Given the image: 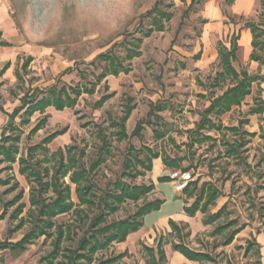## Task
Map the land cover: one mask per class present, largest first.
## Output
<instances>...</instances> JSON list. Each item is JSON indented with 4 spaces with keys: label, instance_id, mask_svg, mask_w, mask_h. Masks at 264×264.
Wrapping results in <instances>:
<instances>
[{
    "label": "rangeland",
    "instance_id": "1",
    "mask_svg": "<svg viewBox=\"0 0 264 264\" xmlns=\"http://www.w3.org/2000/svg\"><path fill=\"white\" fill-rule=\"evenodd\" d=\"M2 1L6 8V20L5 25H0V41L10 42L13 47L0 49V70L7 62H11V68L0 77V138L8 121L5 112L11 113L19 106L20 98L30 89H47L55 85L61 87L64 84L88 87L90 82L96 81L95 76L102 72L106 64L101 55L111 53L124 59L126 44L133 38L142 37L143 25L149 27L144 15L154 8L158 0ZM234 1L228 0L226 4L222 0H198L193 10L184 17L191 0H174L171 9L174 17L166 31L145 38L141 46L143 55L130 63L125 62L131 68L129 74L108 76L97 84L93 95L84 93L75 108L61 112L48 108L42 115L36 113L29 125L17 131L21 136L17 158H28V161L24 165L18 161L12 165L6 162L0 164V180L8 182V185H0V215L4 211L7 213L5 219L0 221V242L19 241L35 224L29 217L33 181L21 173L22 167L32 165L35 170L51 167L59 150L65 153L68 147H75L80 164L89 170L100 146L97 130L102 127L111 140L112 154L97 172L90 175L96 185V197L115 193L112 184L116 181L131 186L153 184L155 187L137 202L127 199L116 204L119 210L108 214L105 224L132 219L139 208L146 204L162 199L166 202L159 211L145 217V227L130 234L126 242L116 243L109 250L99 253L97 258L125 253L118 264H147L149 256L145 247L157 248L161 241L167 253V264L186 262L173 249V245L180 242L192 250L212 255L219 264H259L255 250L246 253L248 243L257 240L262 244L261 262L264 264V115H248L250 107L254 105L257 84L254 85L253 95L246 98L241 107L215 119L216 123H222L225 127H238L242 120H249V124L242 127L241 131L247 130L256 135L249 137L250 143L240 148L237 154L229 153L227 144L240 143L239 135L214 130H205L201 136L191 133L197 129L200 114L210 105V100L231 86L230 83L221 88H213L211 85L221 71L218 43L222 41L228 44L229 37L243 25L241 17L233 19L231 14L230 6ZM169 3L170 0H165L163 7ZM217 8L235 20L236 25L217 26V21L212 19ZM260 12L261 6L256 0L254 9L244 17V21L257 23ZM200 51L202 55L198 59L196 56ZM29 57L32 61L26 70H22ZM246 65L249 68L250 64L241 55L235 67L241 71ZM250 71L257 74L255 68H250ZM17 72L24 76V83L18 81ZM112 93L115 96L103 108H95V103L101 97ZM127 104L135 108L126 125L129 135L139 121L148 118L152 108L157 117H152L150 124H144L141 138L131 136L127 140L118 141L112 135L115 131L109 126L112 120H119L123 116ZM158 106L166 109L158 111ZM45 115H48L46 127L35 135H29ZM20 120L16 119L17 125ZM62 130L65 133L47 146V152L39 151L34 158L27 157L30 147ZM156 131L163 132L165 136L158 139ZM205 136L211 139L202 143L196 141ZM130 147L135 148L134 155L146 165L134 160L132 170L125 169ZM144 148L162 156L153 160L152 171L146 167L149 162ZM81 151L85 152V157H80ZM165 156L183 158L184 161L180 168L168 169L162 160ZM35 162L40 164L35 165ZM185 169L194 174L199 188L208 183L219 190L218 199L206 214L187 216L183 200L190 205L194 198L184 192L181 193L183 199L180 198L175 181L159 180L163 177H158L162 170L161 175L170 176L174 171ZM127 172L130 177L124 176ZM65 182L70 184L73 202L78 205L76 186L70 183L68 177ZM15 184L18 187L6 194ZM20 190L24 191L23 199L12 207H6ZM47 197L51 198L52 194ZM21 203L26 206L23 213L12 219ZM225 205V213L219 221L204 224L209 215ZM81 208L90 218L98 214L95 206ZM178 213H183L187 218V223H177L181 227L180 235L173 232L169 224L157 225L160 219ZM232 220L237 225L230 230L242 225L246 228L236 236L232 245L223 247L221 244L225 235H217L214 231ZM56 222L58 225L73 226L70 239L63 243L64 247L72 249L76 248L83 230L89 227V222L84 225L76 222L72 213L57 217ZM20 223L22 228L16 229ZM51 242L52 238L40 237L19 257L8 251L1 252L0 264H48L45 258L53 250Z\"/></svg>",
    "mask_w": 264,
    "mask_h": 264
},
{
    "label": "trees",
    "instance_id": "2",
    "mask_svg": "<svg viewBox=\"0 0 264 264\" xmlns=\"http://www.w3.org/2000/svg\"><path fill=\"white\" fill-rule=\"evenodd\" d=\"M171 3L165 7V0H158L154 8L147 12L144 16L148 20L149 27L141 31V38H133L126 44V55L124 59L108 53L107 55H101V58L105 61V66L100 74L95 76L96 81L90 82L88 87L84 86H68L66 84L61 87L55 85L47 89H30L20 98V105L10 112H5L8 116L7 124L4 126L1 138H0V164L8 163L10 165L16 163L26 164L28 158L17 156L20 154L19 143L21 140L20 134L17 131L22 126L29 125L31 118L36 114H44L48 108H54L56 111H64L66 109H73L77 106L79 98L84 94L93 95L98 83H101L108 76L118 77L120 74H129L131 68L126 65L125 62H131L135 58H140L143 53L141 46L145 38H150L154 33H162L167 29V25L172 21L174 14L171 9L174 7V0H170ZM198 0H192L191 5L184 13V17L193 10ZM261 6V12L259 15V21L256 23L251 20L243 19V28L250 29L253 41V52L250 56L251 61L264 65V0H258ZM239 37L233 35L230 39V46L227 47L224 43H219V59L221 65V71L217 73L213 80V88H221L228 83L231 84L223 93L210 100V105L201 112V120L197 124V129L191 131L195 136H201L202 132L217 131V132H232L235 135H239L240 143L234 142L233 144H227L228 152L231 154H237L240 148L246 147L249 142V137H254L256 134L250 133L247 130L241 131L242 127L249 124V120L245 119L240 122L238 127H225L222 123H216L215 119H219L221 116L233 111L236 107H241L246 101V98L252 96L254 93V85L257 84V91L253 97L254 105L250 107L248 111L249 116L264 115V100L262 98L263 89L261 87L264 84V75L250 74L247 70L237 71L234 67V62L237 60V53ZM0 46H10L8 43L0 42ZM200 57V54L197 56ZM32 61L29 57L23 64L22 70H26ZM11 64L8 63L4 69L0 72L2 76L6 70L10 68ZM17 79L20 83H24V76L17 72ZM115 96L114 93L104 95L95 103L96 109H101L111 98ZM156 108V107H155ZM134 106L127 104L124 108L123 116L119 120H112L110 123V129H113V137L116 140L123 141L129 139V137H142L144 130V124H150L152 117H157L155 109L152 108L148 114L146 120H141L137 123L134 131L131 135L127 132V122L130 119ZM158 111H164L166 108L158 106ZM20 118V124H16V119ZM48 123V115H45L38 123L31 129L29 135H35L46 127ZM98 136L100 139V146L97 148L96 159L92 161L91 167L87 170L80 164V159L77 156V148L68 147L65 149V153L59 150L58 154L53 158L54 162L51 167H46L42 170H35L32 165L22 167L21 173L32 179V188L30 196L31 209L29 210V217L31 222H34L32 229L17 242H11L6 240L0 242V251L9 250L15 257H19L26 250L27 247L34 243V241L40 237L52 238L51 245L53 247L52 252L45 258L48 264H118L120 260L125 257V253L118 256H111L106 258H97V255L101 252L109 250L116 243H124L132 233L138 232L145 224L144 219L152 212L159 211L163 201L159 200L154 203H149L137 211L134 218L124 219L119 221H113L110 224L106 223L107 215L116 213L119 207L116 204H121L125 200L129 199L134 202L139 201L146 194L155 189L154 185H136L131 186L122 181H116L112 185L114 186V192L105 193L102 197H96L95 189L96 185L92 182L90 175L99 170V168L105 164L108 158L112 154V144L109 136L105 133V129L99 127ZM264 132V130H263ZM65 130L52 133L47 136L40 144L32 146L28 149L29 158H34V155L39 151L47 152V146L51 144L59 135H63ZM155 136L158 139H162L165 134L162 132H155ZM247 137V138H246ZM264 138V133H263ZM211 139L209 136L198 138L196 141L202 143L204 140ZM239 143V144H238ZM128 152L129 156L125 162V169L132 170L133 161L142 163L136 155H134L135 148L130 147ZM148 157L147 168L149 171L153 169V160L159 159L162 156L152 151L149 148H144ZM85 152H80V157H85ZM163 163L168 169H178L181 167L183 158L172 159L168 156L162 158ZM39 162H35V165H39ZM10 169V168H9ZM185 169L184 171H188ZM125 177H130L129 172L124 174ZM69 178L71 184L76 186L75 193L78 198L79 204H75L72 199V192L70 184L65 182L66 178ZM159 180H171L170 176H163ZM198 180L190 183L184 190V193L188 197L194 198V202L189 206L184 207V212L189 217H195L198 213L206 214L209 208L216 202L219 195V190L211 184H203L198 187ZM8 185L7 181L0 180V185ZM18 187L15 184L9 188L5 193H11ZM196 193V194H195ZM48 194H52V197H47ZM24 191L20 190L19 194L5 206H14L17 202L23 199ZM195 196V197H194ZM97 200V201H96ZM98 209V214L90 218L81 207ZM25 204L21 203L12 215V219H16L23 210ZM226 210V205L219 211L209 215L205 220V225L213 224L219 221ZM72 213L76 222L83 224L89 222V227L83 230V235L77 243L76 248H67L63 246L66 240H69L73 232V226L71 225H58L56 218ZM7 213L4 211L0 215V221L4 220ZM173 232L180 235L181 227L173 220L169 221ZM237 225L235 220L228 222L227 224L219 226L214 233L217 235H225L223 238L222 246L227 247L232 245L236 236L242 232L246 226L242 225L234 230H230L233 226ZM22 223H20L16 229H21ZM228 232V234H225ZM175 252H179L188 261L196 262L198 264H219L212 255L199 252L190 249L184 243H178L173 245ZM148 253L147 264H167L168 257L164 244L159 241L157 248L145 247ZM255 250L259 258V264H262L261 259V246L253 240L248 243L246 253H250Z\"/></svg>",
    "mask_w": 264,
    "mask_h": 264
},
{
    "label": "crops",
    "instance_id": "3",
    "mask_svg": "<svg viewBox=\"0 0 264 264\" xmlns=\"http://www.w3.org/2000/svg\"><path fill=\"white\" fill-rule=\"evenodd\" d=\"M222 1L225 2L226 4L228 3V0H222ZM255 1L256 0H235L233 2V4L231 3L232 5L230 6V10H231V14L233 15V19L236 16H239V17L242 18V17H245V16L249 15L252 12V10L254 9V7H255ZM191 3H192V0L190 2L189 6L191 5ZM189 6H188V8H189ZM223 13L220 10V8H217V10L214 11V16L212 17V19L214 21H217V26H219V25L223 26L224 24H227V25L230 24L231 26H233L234 24L236 25V23H235L236 21L235 20H231L226 14H223ZM227 19H229L228 22H226ZM5 20H6V8L4 6L3 1L0 0V25H5ZM205 23L208 24V20H206ZM233 35H236V36L239 37V39H238L239 50H238V53H237L236 62L240 59V56L242 55L243 58H245L248 61V63L250 64L249 68H248V65H246L247 67H245L243 69L247 70L250 74H252L251 71H250V68H255V70L257 71V74L264 75V65H261V64H259L257 62H253L250 59V56H251V54L253 52V47H252L253 36H252V33H251L250 29L243 28V25H242L241 27H239L237 33H233L229 37L228 44L224 43L222 41L221 42L224 43L227 47H229L230 46V39H231V37ZM0 42H5V43H8L10 45V46H0V49H6V48L13 47L12 43H10V42H7V41H0ZM221 42H219V43H221ZM219 43H218V57H219ZM240 53H241V55H240ZM198 54H200V57H201L202 51H200ZM198 54H197V56H198ZM200 57L199 58L197 57V58L200 59ZM236 62H234V67H235V63ZM8 63L11 64L10 61L7 62L6 64H8ZM6 64H5V66H6ZM4 67L0 70V72L4 69ZM10 68H11V66H10ZM8 70H6V72ZM6 72L4 74H6ZM4 74L2 76H4ZM257 74H253V75H257ZM2 76H0V77H2ZM261 87L264 90V84H262ZM262 98L264 100V91L262 93ZM161 173H163V170L160 172V174L158 172V174H159L158 177L159 176L160 177L161 176H165V174L161 175ZM178 194H179L178 196L183 199V197L181 196V193H178ZM162 201L164 203L166 202V200H163V199H162ZM183 201H184V207L185 206H189L187 203H185V200H183ZM186 219L187 218H185V215L183 213L170 214L167 217H164V218L160 219V221H159L160 224H157V225L167 226V224H169L170 220H173L176 223H187ZM144 227H145V225H144ZM255 241L261 246V249H262V244L260 242H258L257 240H255ZM6 251L10 252L9 250H4V251H0V253L1 252H6ZM176 253L180 254L179 252H176ZM261 254H262V251H261ZM180 256H182L184 261H186L184 264H189V262L191 263V261H188L183 255L180 254ZM193 263H196V262H193Z\"/></svg>",
    "mask_w": 264,
    "mask_h": 264
},
{
    "label": "built area",
    "instance_id": "4",
    "mask_svg": "<svg viewBox=\"0 0 264 264\" xmlns=\"http://www.w3.org/2000/svg\"><path fill=\"white\" fill-rule=\"evenodd\" d=\"M171 180L176 182V191L184 192L187 186L196 181L194 174L189 171H174L170 174Z\"/></svg>",
    "mask_w": 264,
    "mask_h": 264
}]
</instances>
